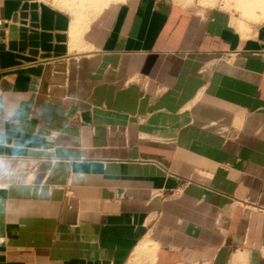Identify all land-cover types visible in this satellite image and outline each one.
Wrapping results in <instances>:
<instances>
[{"label": "crops", "instance_id": "crops-1", "mask_svg": "<svg viewBox=\"0 0 264 264\" xmlns=\"http://www.w3.org/2000/svg\"><path fill=\"white\" fill-rule=\"evenodd\" d=\"M131 261L264 264V0H0V264Z\"/></svg>", "mask_w": 264, "mask_h": 264}, {"label": "rangeland", "instance_id": "rangeland-1", "mask_svg": "<svg viewBox=\"0 0 264 264\" xmlns=\"http://www.w3.org/2000/svg\"><path fill=\"white\" fill-rule=\"evenodd\" d=\"M242 20V19H241ZM245 20V19H244ZM245 21H248V20H245ZM254 22V21H253ZM132 262V264H134V262L133 261H131Z\"/></svg>", "mask_w": 264, "mask_h": 264}]
</instances>
